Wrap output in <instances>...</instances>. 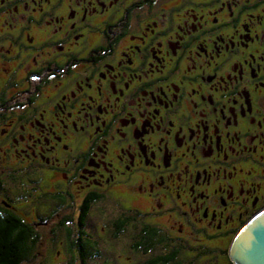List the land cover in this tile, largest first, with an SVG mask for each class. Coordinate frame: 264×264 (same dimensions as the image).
Listing matches in <instances>:
<instances>
[{
    "label": "flooded vegetation",
    "instance_id": "flooded-vegetation-1",
    "mask_svg": "<svg viewBox=\"0 0 264 264\" xmlns=\"http://www.w3.org/2000/svg\"><path fill=\"white\" fill-rule=\"evenodd\" d=\"M20 202L60 264H230L264 207V0H0Z\"/></svg>",
    "mask_w": 264,
    "mask_h": 264
},
{
    "label": "trees",
    "instance_id": "trees-1",
    "mask_svg": "<svg viewBox=\"0 0 264 264\" xmlns=\"http://www.w3.org/2000/svg\"><path fill=\"white\" fill-rule=\"evenodd\" d=\"M22 211V209L2 210L0 207V264H27L32 260L33 264H60L65 260L62 255L65 254L68 258L70 255L68 253H73L71 247L66 250L64 245L56 243L55 240L46 241L42 238L43 241H41L37 234L41 238L42 232L47 231L39 228L34 230L29 223V217ZM66 223L69 225L68 222ZM57 250H60L59 256L56 254ZM170 257L173 258L174 255ZM76 258L77 255L73 257L74 260ZM221 263L224 264V261ZM229 263L233 264L230 259ZM225 264L228 263L225 262Z\"/></svg>",
    "mask_w": 264,
    "mask_h": 264
},
{
    "label": "water",
    "instance_id": "water-1",
    "mask_svg": "<svg viewBox=\"0 0 264 264\" xmlns=\"http://www.w3.org/2000/svg\"><path fill=\"white\" fill-rule=\"evenodd\" d=\"M228 256L233 264H264V207L233 237Z\"/></svg>",
    "mask_w": 264,
    "mask_h": 264
},
{
    "label": "rangeland",
    "instance_id": "rangeland-1",
    "mask_svg": "<svg viewBox=\"0 0 264 264\" xmlns=\"http://www.w3.org/2000/svg\"><path fill=\"white\" fill-rule=\"evenodd\" d=\"M17 205V207H18V210L21 208V206L23 205V202H20V203H17L16 204ZM59 249V248H58ZM60 251V250H59ZM65 252H67V251H65ZM64 253V252H63ZM62 255V254H61ZM63 256V258L64 259H66V255L64 254V255H62ZM58 258V257H57ZM221 263V262H220ZM27 264H33V260H32V262H29V263H27ZM58 264V263H57ZM222 264V263H221ZM224 264H225V262H224Z\"/></svg>",
    "mask_w": 264,
    "mask_h": 264
}]
</instances>
